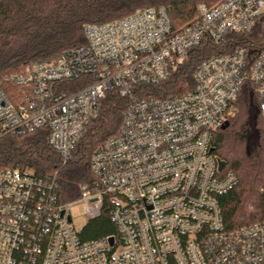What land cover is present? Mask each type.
Here are the masks:
<instances>
[{
    "label": "built area",
    "instance_id": "2783aa9c",
    "mask_svg": "<svg viewBox=\"0 0 264 264\" xmlns=\"http://www.w3.org/2000/svg\"><path fill=\"white\" fill-rule=\"evenodd\" d=\"M263 6L264 0L199 3L196 17L178 30L164 7H146L86 24L84 44L4 77L16 91L0 86V139L44 127L63 163L108 92L130 102L117 134L93 153V180L75 201L84 203L88 221L107 198L115 234L81 240L69 215L74 202L58 201L53 177L0 169V264H264V218L225 229L218 197L238 178L222 171L212 144L236 114L244 82L264 115V39L260 47L236 44L200 62L190 92L133 95L167 80L204 38L220 47L228 35L250 33ZM77 79L83 86L69 92Z\"/></svg>",
    "mask_w": 264,
    "mask_h": 264
},
{
    "label": "trees",
    "instance_id": "16d2710c",
    "mask_svg": "<svg viewBox=\"0 0 264 264\" xmlns=\"http://www.w3.org/2000/svg\"><path fill=\"white\" fill-rule=\"evenodd\" d=\"M213 0H0V86L10 93L15 87L2 79L19 73L31 61H51L63 51L84 44L86 24H102L129 16L146 7H164L173 30L190 23L197 15L199 3ZM263 32L256 24L243 35H228L220 47L208 39L192 49L189 58L167 80L156 86H141L134 90L135 98H167L194 89V68L218 52H229L236 44L260 47ZM229 43V44H228ZM83 86L77 79L69 84V92ZM130 102L110 91L102 100L100 112L85 127L70 158L63 163L50 148L47 130L42 127L30 135L5 136L0 139V169L30 170L38 177H53L60 203L75 202L80 186L93 180L90 160L96 149L117 134L122 111ZM237 112L228 125L216 130L213 152L224 172H233L237 185L218 197L226 231L251 225L264 218V115L249 82L242 84L236 100ZM253 133V134H252ZM251 134V135H250ZM253 135L255 147L249 150ZM100 215L88 220L80 239L90 240L114 235L110 221L111 203L104 198Z\"/></svg>",
    "mask_w": 264,
    "mask_h": 264
},
{
    "label": "rangeland",
    "instance_id": "374dc122",
    "mask_svg": "<svg viewBox=\"0 0 264 264\" xmlns=\"http://www.w3.org/2000/svg\"><path fill=\"white\" fill-rule=\"evenodd\" d=\"M261 13H262V15L258 19L257 24L259 25V28L261 29V31L264 34V6L261 9ZM255 145H256V143H255V140H254L253 135H252L250 137L249 150H251L253 147H255ZM69 215L71 217V220H72L73 225L76 228V230L82 231V229L84 228V226L88 222L87 219L85 218L84 203L82 201L72 203L69 207Z\"/></svg>",
    "mask_w": 264,
    "mask_h": 264
},
{
    "label": "water",
    "instance_id": "95a60500",
    "mask_svg": "<svg viewBox=\"0 0 264 264\" xmlns=\"http://www.w3.org/2000/svg\"><path fill=\"white\" fill-rule=\"evenodd\" d=\"M227 125H228V123H225L221 128L224 129ZM109 241L111 242L112 239H109Z\"/></svg>",
    "mask_w": 264,
    "mask_h": 264
}]
</instances>
